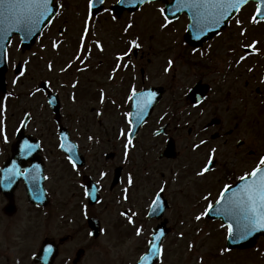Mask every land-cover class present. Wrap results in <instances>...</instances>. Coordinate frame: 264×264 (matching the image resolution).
<instances>
[{
    "label": "flooded vegetation",
    "instance_id": "af4514ba",
    "mask_svg": "<svg viewBox=\"0 0 264 264\" xmlns=\"http://www.w3.org/2000/svg\"><path fill=\"white\" fill-rule=\"evenodd\" d=\"M115 2L106 3L90 20L88 2L84 8V18L89 22L86 47L93 49L91 54H82L87 57L85 63L76 61L70 69L61 71L74 61L81 37H49L58 43V49H53L52 42H48L49 47L42 50L37 47L44 37H39L28 51L32 71L20 77L19 73L14 74L11 65L6 73L7 91L0 98V121L3 122L0 127L5 130L7 143L0 136V183L7 181L4 170L11 168L13 162L21 172L35 170L27 177H13L16 210L11 216L3 212L7 200L0 190V227L3 217L12 219L20 214L18 202L24 198L28 209L19 222L41 233L28 256L32 264H41L34 259L44 243L54 247L50 252L54 255L52 264L84 263L104 234L98 203L90 202L95 191L100 201L105 195L113 207L121 206V202L127 201L124 189L128 190V196L131 187L127 182L129 176L133 183L145 182L146 170L159 168L162 179V166H165L170 175L194 181L192 196L186 191V197H194L193 192L197 191L200 195L203 192L202 197L213 198L225 184L233 185L239 176L250 172L264 156V129L260 126L264 123V33L249 32L258 24L251 22L253 3L243 6L219 35L196 39L182 34L142 37L140 31L145 30L147 23L146 4L134 11L125 10L116 17L110 11ZM152 4L155 8L161 7L158 2ZM102 15L117 25L123 22L114 37L93 34L94 25ZM159 16L162 19L160 13ZM177 20L184 21L186 16L181 14ZM236 20L241 22L240 28ZM62 22L66 23V19ZM128 24L144 28L131 32L132 27L125 32ZM242 30H248L243 37L237 33ZM136 38L141 48L132 49L130 56L117 61L116 57L128 51L129 41ZM94 41L102 45L103 52L94 48ZM253 41L257 42L254 49L248 47ZM241 56L246 59L240 61ZM169 60L173 64L165 72ZM41 62L43 75L35 76L34 70L39 69L36 67ZM48 63H52V71H48ZM117 63L121 67L113 72ZM79 68L84 71H77ZM14 79L16 84L12 83ZM76 82L77 87L73 89L72 84ZM37 86L41 89L39 92ZM133 87L138 94L154 93L152 102L155 103L144 123L130 136L132 145L125 157L129 124L124 113L130 112L134 103L127 99ZM101 91L106 94L103 104L99 101ZM63 136L68 137L66 147L75 145L71 153L59 147ZM26 140L39 147L30 155L22 156L20 147ZM202 140L204 144H200ZM198 144L200 147L195 148ZM212 149L216 150L212 170L203 177L197 176ZM69 155L74 158L78 171L68 162ZM8 160L11 161L7 163ZM101 173L106 174L103 179H100ZM168 180V183L161 182L154 195L165 187L162 194L167 197L172 179ZM39 184L48 198L43 207L27 201V185ZM85 190L90 193L89 197H85ZM183 191L184 188L178 189ZM123 212L127 214L125 209ZM91 218L100 221V234L95 238L89 235ZM71 223L79 225L73 228ZM80 233L85 234L84 240L68 250L67 245L74 243ZM2 247L0 243V257Z\"/></svg>",
    "mask_w": 264,
    "mask_h": 264
},
{
    "label": "rangeland",
    "instance_id": "374dc122",
    "mask_svg": "<svg viewBox=\"0 0 264 264\" xmlns=\"http://www.w3.org/2000/svg\"><path fill=\"white\" fill-rule=\"evenodd\" d=\"M61 3H63L64 8L56 17L54 24L42 35L44 38L37 47L39 50L49 47L48 42H52L49 37L72 38L79 37L81 34L85 0H61ZM153 6L154 4L145 6L144 16L147 23L145 24V30L140 31L141 36L176 37L180 32L181 21L178 23L173 21L166 28H162L158 13L159 8ZM63 19H66V23L62 22ZM63 24L66 26V31L60 34L59 30L64 27ZM122 24L123 22H120L117 25L116 21L102 15L98 24L94 25L93 34L98 37H114ZM139 25H135L131 32L144 28V26L139 27ZM172 25L175 26L171 28ZM263 25H257L256 28L254 26L252 31L249 32L264 33ZM246 32L248 33V30H245ZM237 33L239 34V32ZM18 43L19 40L15 37L8 47L10 64L15 65L17 61H20L25 67L26 76L29 70L32 71V64H29L30 54L19 53ZM61 49H63V46H61ZM43 59L45 58H41V60ZM24 61H28V63L25 64ZM42 67L44 68L43 62L36 67L39 68L38 70H34L35 76L40 75L41 77L43 75ZM57 69L58 67L55 70ZM260 126L264 129V123H261ZM132 158H135V155ZM162 167L164 169L162 179L158 175L161 169L149 168L146 170L145 182L135 180V183L130 187L127 201L121 202V206L116 204L113 207L112 204L108 203V198L105 195L103 196V200L97 206V212L104 225V234L99 238L97 245H94L90 250V255L83 264H133L145 250L150 239L151 229L157 222L154 219L147 220L145 218L147 208L154 197L155 190L162 186V181L168 183L169 178L172 179V182L168 186L166 196L170 202V208L165 212L164 217L168 219L171 231L163 241L164 254L159 264L161 262L162 264H264V238L249 251H223L226 236L224 237V229H221V225L216 221H208L206 218L200 221L194 219L196 215H200L205 209V203L201 196L203 192L200 195V193L194 191L193 193L196 194L194 197H186V191H188V195L192 196L190 191L193 189L192 184H194V181L191 178L178 177L176 174L170 175L169 171L165 170V166ZM137 178L139 179V176ZM142 184L146 187V190H143ZM180 188H184L185 191L178 192ZM213 199L210 198L207 204ZM18 204L20 214L12 219L4 217L2 219L0 243H3L1 250L3 255L0 257V264H32L29 253L33 251L41 236L39 230L29 228L26 223L19 222L22 219L21 216H26L28 206L24 198H19ZM124 209L127 211V215L122 216L121 213ZM133 213L135 215H132ZM129 216L133 221L131 224L128 222L127 217ZM70 225L75 228L79 224L71 223ZM137 228L142 229L140 236L136 235ZM84 236V233L77 235L76 241L69 243L67 249L69 250L71 246L81 243ZM189 244L194 245V247L189 249Z\"/></svg>",
    "mask_w": 264,
    "mask_h": 264
},
{
    "label": "snow or ice",
    "instance_id": "6c2138e0",
    "mask_svg": "<svg viewBox=\"0 0 264 264\" xmlns=\"http://www.w3.org/2000/svg\"><path fill=\"white\" fill-rule=\"evenodd\" d=\"M104 0H100V3H103ZM153 0H117V3H129L134 5H140L144 3H152ZM249 0H175V5L171 9L160 8L158 9L161 16H163V22L161 23L162 28H166L172 21L169 19V16L166 14L168 12L171 15L175 16L176 13H179L183 10H187L190 13L191 19V28L194 30V38L199 39L201 36L205 35L208 32H216L219 35L218 29L221 28V25L226 24L227 21L232 17L234 13H238L241 10L242 5H246ZM58 8H63L62 4H56L55 0H0V17H2L6 23V27L3 29L2 35L0 38L7 40L9 35L13 31H22L24 32V37L22 39H27L42 31L41 25L48 24L51 25L55 16H58L60 13L57 11ZM93 8L92 0H89L88 9H89V20L92 17L91 9ZM107 11V9H105ZM264 16V0H260L257 3L256 12L252 16V23H258L257 17ZM115 19V17H113ZM236 25L238 28L241 27V22L236 20ZM133 27L132 24H128L127 28L124 29L127 32ZM89 33V22H84L83 35L79 41V51L75 54V59L72 63H69L66 68H62L61 71L65 72L73 66V63L79 61L80 63H85L87 57H84L82 54L87 52L91 54L93 51L92 48L86 47V39ZM239 35L241 37L245 36V31H240ZM256 41H253L248 47L255 48ZM94 48L103 52L104 49L102 45L94 41ZM53 49H58L59 45L56 41H53L51 44ZM141 48V44L138 42V38L129 41V49L124 52L123 55L116 57L117 61L124 60L125 57L131 55L132 49ZM35 55V53H33ZM9 58V53L5 47L0 46V59L7 60ZM246 59L245 56L240 57V61ZM240 61H237L239 63ZM25 64L28 61H24ZM173 61H168V67L164 69L165 72L169 71L172 67ZM127 67V65H123ZM121 65L116 64L113 72H116L120 69ZM48 71L53 70L52 63L47 65ZM19 76H25V71H20ZM77 71H84L83 68L77 69ZM251 71V69H249ZM19 77H17L18 79ZM112 79L113 77H109ZM17 79L12 81L13 84L17 83ZM78 82L72 84V88L77 87ZM41 89L37 86L36 91L39 92ZM154 93H137L135 87H133L128 95L127 99L129 102H134L131 104L138 116H142L145 109L151 104L152 97ZM106 94L101 91L99 94V101L101 104L105 102ZM6 99V98H5ZM73 101H75V93L72 95ZM52 100H49V103H52ZM115 103V101H113ZM99 116L100 113L98 112ZM125 118L129 124V138L127 143L124 145L125 157L128 155V148L132 145L131 127H132V112L124 113ZM163 119V117H161ZM3 122L0 121V124ZM25 122H21V126H24ZM19 131V129H17ZM5 130L3 127H0V136H2L4 143H7V136L4 134ZM121 135H124L123 130H121ZM68 137L63 136L61 138V143L59 147L61 150L71 153L75 145H68L66 147L65 142ZM89 140H92V137H88ZM205 141H201L200 144H204ZM38 145H33L24 141L20 147V153L22 156L30 155ZM195 148H199L200 145H195ZM215 149H212V154L207 157V162L202 165L199 171L196 172L197 176L203 177L206 173L212 170L211 165L213 164V155ZM68 162L71 164L74 171H78L77 165L74 158L69 155L67 157ZM35 169H26L24 171H19L15 162H13L12 167L5 169V179L10 184L13 177L15 176H25L27 177L31 171ZM105 173L100 174V179H103ZM33 179H35L33 177ZM44 179H49V177H44ZM240 183L235 186L233 190V185L225 184L220 190L218 197L215 199L214 204L209 202L207 207L200 215H196L194 219L200 221L204 216H207L210 212L215 210L216 214L226 218L231 221L227 225L228 238L233 243H239L240 241L248 239L250 236H253L255 233H264V156H261L259 163L250 171L244 175L239 176ZM128 185L133 184L132 177H128ZM83 187V185H82ZM127 189H124L125 199H127ZM161 193L165 191V187H161L159 190ZM85 197H89L90 193L85 190ZM205 201H209V196H204ZM153 211L159 206V194H157V199L152 201ZM122 216H125L126 213L122 212ZM132 215H135L133 213ZM128 222L133 223L131 216L127 217ZM224 227V225H221ZM142 229H136V235L140 236ZM92 235V233H89ZM160 235H164L163 232ZM156 240H159V236L155 237L154 240L148 242L147 254L140 257L141 264H148L150 260H155L162 256L163 250L156 244ZM189 249L193 248L194 245L189 244ZM52 251L51 246L44 249L45 255ZM223 251H229L225 248ZM162 264V262H161Z\"/></svg>",
    "mask_w": 264,
    "mask_h": 264
},
{
    "label": "water",
    "instance_id": "95a60500",
    "mask_svg": "<svg viewBox=\"0 0 264 264\" xmlns=\"http://www.w3.org/2000/svg\"><path fill=\"white\" fill-rule=\"evenodd\" d=\"M258 2H260V0H258ZM99 10V7L98 8H95L94 12L96 13L97 11ZM168 15H170L168 13ZM3 18L0 17V35H2L3 33V29L6 27V23L4 21V19L2 20ZM191 19H190V24L188 25V29H187V32L185 34V37H194V30L191 28ZM46 24L44 25H41V29L44 28ZM225 24L221 25V28L224 26ZM220 28V29H221ZM220 29H218L217 31H219ZM41 32V31H40ZM38 32L37 34L33 35L32 37H29L27 39H22L24 37V32L22 31H13L10 33L9 35V38L7 40L3 39V38H0V46H3L6 48V46L9 44L10 42V39H11V36L12 34H18L21 38V43H20V46L23 50L29 48L30 44L34 41V39L39 35ZM216 32H208L206 33L205 35L201 36V37H211L215 34ZM6 71V61L3 60V59H0V94H2L4 92V73ZM8 197L11 199V194L8 195ZM9 206V205H8ZM158 208L155 209V211H153V208H152V213L156 212L155 214L157 215V218H159L161 215H162V211L164 210V208L166 207V204L163 203L162 205L158 206ZM12 210V207L9 206L5 209L6 212H11ZM208 216L212 217V218H217V217H220L222 218L223 220H226L227 222H230V220L226 219V218H223L219 215L216 214L215 210H213L212 212H210L208 214ZM95 223L94 225H97V222L96 220H94ZM93 226V225H92ZM163 232L164 235L166 234L167 232V229L165 228V221H163L161 224H159L156 228H154V233L152 234V240L155 239V237L159 236V240H156V244L160 247V243L164 237V235H160V233ZM260 235H264V233H255L253 236H250L248 239L246 240H243V241H240L239 243H233L229 238H227V248L228 249H231V248H246V247H251L255 244L256 242V239L258 236ZM147 253H145L144 255H146ZM143 255V256H144ZM158 259V258H157ZM157 259L155 260H150L148 262V264H154ZM137 264H141V261L139 260L137 262Z\"/></svg>",
    "mask_w": 264,
    "mask_h": 264
}]
</instances>
